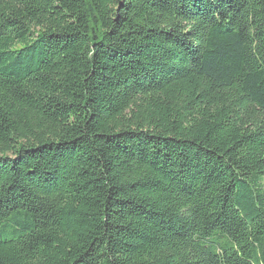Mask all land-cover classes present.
<instances>
[{"label":"trees","instance_id":"obj_1","mask_svg":"<svg viewBox=\"0 0 264 264\" xmlns=\"http://www.w3.org/2000/svg\"><path fill=\"white\" fill-rule=\"evenodd\" d=\"M0 264H264V0H0Z\"/></svg>","mask_w":264,"mask_h":264}]
</instances>
